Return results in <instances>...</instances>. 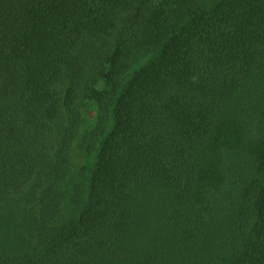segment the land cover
Segmentation results:
<instances>
[{
	"label": "trees",
	"instance_id": "trees-1",
	"mask_svg": "<svg viewBox=\"0 0 264 264\" xmlns=\"http://www.w3.org/2000/svg\"><path fill=\"white\" fill-rule=\"evenodd\" d=\"M0 264H264V0H0Z\"/></svg>",
	"mask_w": 264,
	"mask_h": 264
},
{
	"label": "rangeland",
	"instance_id": "rangeland-1",
	"mask_svg": "<svg viewBox=\"0 0 264 264\" xmlns=\"http://www.w3.org/2000/svg\"><path fill=\"white\" fill-rule=\"evenodd\" d=\"M155 53H147L145 55L140 56L136 61L130 62V65L123 73L119 79L117 90H120L122 86L139 70L141 69L148 61H150ZM84 163H89L91 165V162L94 161L93 156H85L84 157ZM89 161V162H88Z\"/></svg>",
	"mask_w": 264,
	"mask_h": 264
}]
</instances>
